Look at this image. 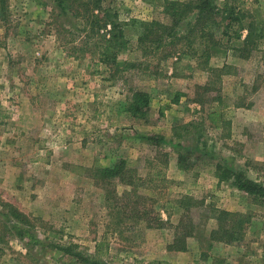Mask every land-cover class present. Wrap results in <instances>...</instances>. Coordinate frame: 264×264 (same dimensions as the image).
Masks as SVG:
<instances>
[{"label":"rangeland","instance_id":"obj_1","mask_svg":"<svg viewBox=\"0 0 264 264\" xmlns=\"http://www.w3.org/2000/svg\"><path fill=\"white\" fill-rule=\"evenodd\" d=\"M168 1L6 0L0 264H264V208L220 177L230 168L264 185V38L241 49L264 0H210L221 8L206 27L221 46L207 67L185 40L139 44L142 22L170 24ZM119 30L117 56L102 61L96 49ZM223 64L229 73L208 69ZM128 89L148 93L142 117L126 110ZM120 159L141 187L97 173ZM220 209L252 214L240 241L211 239Z\"/></svg>","mask_w":264,"mask_h":264},{"label":"trees","instance_id":"obj_2","mask_svg":"<svg viewBox=\"0 0 264 264\" xmlns=\"http://www.w3.org/2000/svg\"><path fill=\"white\" fill-rule=\"evenodd\" d=\"M62 0H59V5H61ZM85 5V10L89 4L88 1L81 2ZM99 0H95L94 7H98ZM224 3L221 4L223 6ZM6 7V0H0V10ZM63 9V7H61ZM221 7L212 5L210 0H189L188 2H182L178 0L168 1L164 7V13L167 15L170 24H165L157 20H150L147 22H142V31L138 36V42L140 45H145L147 43H154L157 47L166 39L171 37L172 40L170 44L172 46L176 45L177 42H182L185 40L187 43L188 51L185 53L190 54L199 62L198 65L201 67H207V63L210 59L211 54L216 51L217 47L221 46L220 40L216 39L214 36V31L206 27V25L213 24L214 15L219 14V9ZM92 9V8H91ZM73 15L77 12L74 9H69ZM215 11V12H214ZM188 12L195 13L193 25L189 24V29L184 34H177L174 29L175 27L185 18ZM91 15H94L91 13ZM239 19H236V22ZM211 21V23H209ZM95 23V21L93 22ZM115 28L116 24L110 22ZM114 24V25H113ZM105 25V22L102 26ZM255 27L258 30L255 31ZM246 35L243 38V46L241 49L244 55H249V48L252 40L254 38H264V19L257 18L256 16L251 17V21L246 26ZM198 32V36L194 33ZM122 37L121 30L119 32H111L110 37L105 39V43L96 49V54H99L102 61H111L113 63L114 58L117 56V51L114 50L113 46L122 45L123 41L117 42ZM198 39L200 48L199 51L193 48L195 39ZM168 43V42H167ZM203 44V45H202ZM202 45V46H201ZM191 47V49H189ZM145 52L146 48L143 49ZM170 50L173 51L172 48ZM172 52L168 51L165 56L171 55ZM203 65V66H202ZM230 66L228 64H223L221 67H209L210 72L221 75L224 73H229ZM127 98L126 110L129 111L134 117H142L145 112L149 109V95L147 92L142 90H132ZM216 99V98H213ZM101 178H111L117 177L122 183L129 185L133 190L141 187L146 178H142L136 175V170L127 166L123 159H120L112 166H107L99 168L96 170ZM223 175L220 177L224 180L230 178L233 175L232 184L239 190L246 193L254 203L262 206L264 208V185L260 182H256L249 178H246L241 172H233L230 168L223 169ZM159 172L156 173L158 175ZM165 179L161 178V182ZM190 197L187 195L181 196L178 200V205L182 207L185 211L189 208ZM192 205H194L192 203ZM145 210L140 212L141 215H145ZM251 213H240L231 212L227 210H217L214 214V219L216 221V227L210 231V237L212 240L217 242H223L226 244H231L233 242L240 241L247 227L250 224ZM99 244H97L98 246ZM99 253V252H98Z\"/></svg>","mask_w":264,"mask_h":264}]
</instances>
